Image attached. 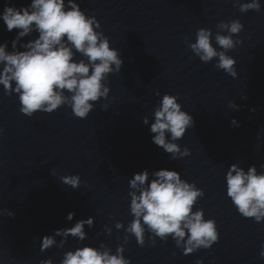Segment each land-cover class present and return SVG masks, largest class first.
<instances>
[{
    "label": "water",
    "instance_id": "1",
    "mask_svg": "<svg viewBox=\"0 0 264 264\" xmlns=\"http://www.w3.org/2000/svg\"><path fill=\"white\" fill-rule=\"evenodd\" d=\"M6 2L0 0V12ZM30 2L10 0L17 7ZM260 2L259 11L242 13L234 0H77L100 21V30L124 63L109 74V96L95 102L87 118L76 117L66 105L29 117L20 112L17 94L5 95L0 85V264H39L49 257L59 264L64 251L78 246L77 239L69 235L64 248L54 245L42 252L43 236L89 216L95 217L94 226H85L83 243L103 242L113 251L124 244L131 264H196L198 258L203 264H264L259 256L264 221L237 212L225 180L234 162L264 170L259 168L264 163V0ZM235 18L244 28L238 34L242 43L228 53L237 61V76L232 77L215 67V60L202 62L185 38L194 41L200 27L215 34L220 21ZM17 31H7L0 19V43L7 41L9 50ZM157 90L160 96L178 93L194 118V126L178 141L191 150L188 156L172 159L152 142ZM230 101L239 109L233 110ZM145 114L149 125L142 121ZM161 168L177 169L204 190L194 210L203 208L205 218L217 222L219 240L210 248L184 254L171 236L167 241L156 237L153 245L149 233L140 246L131 234L125 242V229L115 228L117 221L126 227L132 219L129 178ZM66 174L80 175L79 188L60 181ZM69 212L75 213L72 221L66 219Z\"/></svg>",
    "mask_w": 264,
    "mask_h": 264
},
{
    "label": "clouds",
    "instance_id": "2",
    "mask_svg": "<svg viewBox=\"0 0 264 264\" xmlns=\"http://www.w3.org/2000/svg\"><path fill=\"white\" fill-rule=\"evenodd\" d=\"M234 6L242 13L259 11L261 2L234 0ZM0 19L7 31L18 30L11 41V50L7 41L0 43V85L5 95L17 94L21 113L31 117L37 111L51 113L66 105L76 117L87 118L95 102L108 98L109 74L119 72L124 61L120 50L110 46L109 37L100 30L97 17L88 15L77 0H31L19 7L9 0L0 12ZM243 28L239 18L220 21L215 34L211 28L200 27L195 40L189 41L186 37L185 43L202 62L215 60V67L236 77L237 61L228 53L242 43L238 34ZM26 36L33 38L23 42ZM156 95L160 96L158 90ZM178 97V93L168 92L160 96L150 124L152 142L171 154L172 159L190 154L191 150L187 146L182 148L178 141L195 123ZM229 103L233 110L240 107L234 101ZM102 107L107 110L109 105L105 103ZM142 121L149 125V116L145 114ZM232 124H238L234 117ZM259 168L264 169V163ZM59 179L73 189L81 184L79 174H66ZM225 180L226 195L237 212L245 218H254L257 223L264 221V170H258L255 163L245 169L234 162L228 167ZM204 195L195 181L183 178L177 169L138 171L129 178L132 219L126 227L122 221H117L115 228L125 229V242L131 234L140 246L149 233L148 239L153 245L156 237L167 241L171 236L184 254L210 248L219 240L217 222L214 217L205 218L203 208L194 210V205ZM3 211L14 215L8 209ZM74 216V212H69L66 219L72 221ZM94 221L93 216L81 218L72 226L45 234L40 250L43 252L54 245L64 248L71 235L77 239L78 246L64 251L59 264H131V258L124 255V244H118L113 251L103 242L99 246L83 243L88 238L85 226L93 227ZM105 231L111 234L112 228L106 225ZM57 236L62 239L57 241ZM259 256L264 258V242ZM39 264H54V261L49 257L41 259ZM196 264H203V259L198 258Z\"/></svg>",
    "mask_w": 264,
    "mask_h": 264
}]
</instances>
